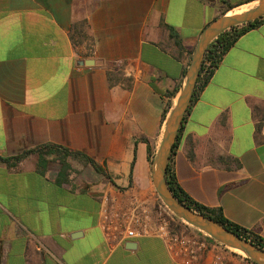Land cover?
<instances>
[{"label":"crops","instance_id":"crops-1","mask_svg":"<svg viewBox=\"0 0 264 264\" xmlns=\"http://www.w3.org/2000/svg\"><path fill=\"white\" fill-rule=\"evenodd\" d=\"M245 1L0 0V264H177L155 237L109 247L100 204L152 199L151 158L199 35ZM45 145L110 179L72 160L61 178L36 154L5 162ZM169 164L191 201L264 241V22L194 92Z\"/></svg>","mask_w":264,"mask_h":264},{"label":"water","instance_id":"water-1","mask_svg":"<svg viewBox=\"0 0 264 264\" xmlns=\"http://www.w3.org/2000/svg\"><path fill=\"white\" fill-rule=\"evenodd\" d=\"M264 17V0H256L254 7L231 16L222 15L209 23L200 33L184 80L175 103L165 119L162 138L150 164L151 181L159 201L180 222L205 234L216 244L229 250L239 251L241 258L252 264H264V250L240 238L210 218L202 216L180 204L171 194L166 184L165 174L173 145L176 142L184 117L194 95L199 69L208 45L227 30L251 23ZM235 254V253H233ZM238 255V256H239Z\"/></svg>","mask_w":264,"mask_h":264},{"label":"built area","instance_id":"built-area-1","mask_svg":"<svg viewBox=\"0 0 264 264\" xmlns=\"http://www.w3.org/2000/svg\"><path fill=\"white\" fill-rule=\"evenodd\" d=\"M171 220V213L161 202L129 194L120 202L103 198L98 212V228L109 247L138 238L155 237L165 243L177 264H196L207 256L212 257L210 264H227V258L223 256L225 252L237 257L193 228L175 229Z\"/></svg>","mask_w":264,"mask_h":264},{"label":"trees","instance_id":"trees-1","mask_svg":"<svg viewBox=\"0 0 264 264\" xmlns=\"http://www.w3.org/2000/svg\"><path fill=\"white\" fill-rule=\"evenodd\" d=\"M252 1L256 0H246L243 4H248ZM229 10H232V7H229ZM264 22V17L258 20H255L251 23L233 27L226 32L222 33L218 36L215 40H213L207 47L201 67L199 69L198 78L196 81L194 92L200 91L204 88L207 84L208 80L211 78L214 70L218 66L220 60L222 59L223 55L228 51V49L234 44V42L246 32L258 27ZM170 32V36L175 40L176 45H180V41L178 36L174 33V31L168 27ZM192 103V101H191ZM171 104H168V109H170ZM188 112V111H187ZM178 138V136H177ZM177 140V139H176ZM176 143V142H175ZM175 148V144L173 145L172 152ZM30 154H36L38 158V166L44 168L47 165V158H52L53 162L59 165V177H66L68 175V171H70V165L68 164L69 160L75 161L82 166H90L95 173L101 175L106 179H110L109 176L106 174L104 170L98 167L90 158L83 155L82 153L72 152L68 149L59 147V146H52V145H45L41 146L33 151H27L22 153L20 156L15 157L13 159L5 160V162H9L13 160L14 163L20 162L24 158H26ZM149 157L151 156V152L148 149ZM172 155V153H171ZM153 159V157L151 158ZM152 161V160H151ZM170 158L166 167V184L168 186L169 191L171 192L172 196L182 205L186 206L187 208L191 209L192 211L210 218L214 222L222 225L224 228L229 230L230 232L236 234L240 238H243L253 245L257 246L258 248L264 250V241L241 229L235 225L230 224L226 221L220 210H211L205 207H202L193 201H191L187 195L182 191L180 186L175 180L174 174L170 168ZM174 220L177 222V228L180 229L182 227V223L178 221L176 218ZM182 224V225H181ZM249 262V261H248ZM250 263V262H249ZM252 264V263H251Z\"/></svg>","mask_w":264,"mask_h":264},{"label":"rangeland","instance_id":"rangeland-1","mask_svg":"<svg viewBox=\"0 0 264 264\" xmlns=\"http://www.w3.org/2000/svg\"><path fill=\"white\" fill-rule=\"evenodd\" d=\"M72 172H73V176H74V177H77L78 174H79L77 168L72 169ZM152 201H153V202L159 201V199H158V197H157V195H156V193H155L154 188H153V192H152ZM159 202H160V201H159ZM171 215H172V214H171ZM178 221H179V220H178ZM181 223H182V222H181ZM171 224L174 225L175 229H177V222L174 220V216H173V215H172ZM182 224H183V225H182ZM182 224H181V225H182L181 229L187 227L186 224H184V223H182ZM185 225H186V226H185ZM178 228H179V227H178ZM179 230H180V229H179ZM233 253H235V255H236L237 257H241L237 252L233 251ZM238 255H239V256H238Z\"/></svg>","mask_w":264,"mask_h":264},{"label":"bare ground","instance_id":"bare-ground-1","mask_svg":"<svg viewBox=\"0 0 264 264\" xmlns=\"http://www.w3.org/2000/svg\"><path fill=\"white\" fill-rule=\"evenodd\" d=\"M244 8H242V10H243ZM235 14H238V13H235ZM231 15H233V13H230V14H228V16H231ZM236 252H238V253H240L239 251H236ZM241 254V253H240Z\"/></svg>","mask_w":264,"mask_h":264}]
</instances>
